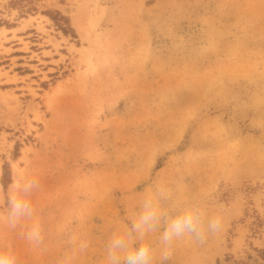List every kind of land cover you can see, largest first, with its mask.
Wrapping results in <instances>:
<instances>
[{
	"label": "rangeland",
	"instance_id": "374dc122",
	"mask_svg": "<svg viewBox=\"0 0 264 264\" xmlns=\"http://www.w3.org/2000/svg\"><path fill=\"white\" fill-rule=\"evenodd\" d=\"M25 164L44 241L0 224L19 264H106L159 184L223 214L166 264H264V0H0V215Z\"/></svg>",
	"mask_w": 264,
	"mask_h": 264
},
{
	"label": "clouds",
	"instance_id": "9594fccd",
	"mask_svg": "<svg viewBox=\"0 0 264 264\" xmlns=\"http://www.w3.org/2000/svg\"><path fill=\"white\" fill-rule=\"evenodd\" d=\"M40 187L39 178L28 171L27 164L24 168L13 169V181L6 194L7 210L0 215V224L16 229L22 221H33L36 209L29 196ZM172 191L170 185L159 184L154 186L151 195L142 199L135 218L107 242L106 264H153L157 246L145 245L143 241L161 228L158 241V246L163 249L160 264L169 260V249L174 242L191 237L202 244L209 235L222 230V211L209 213L199 201L190 202L174 213L165 211L163 206L172 201ZM22 235L34 247H39L44 241L42 223L33 221ZM136 244L139 246L134 247ZM86 246L82 244V250ZM0 264H19L18 253L11 241L0 242Z\"/></svg>",
	"mask_w": 264,
	"mask_h": 264
},
{
	"label": "trees",
	"instance_id": "16d2710c",
	"mask_svg": "<svg viewBox=\"0 0 264 264\" xmlns=\"http://www.w3.org/2000/svg\"><path fill=\"white\" fill-rule=\"evenodd\" d=\"M263 253H264V250H263Z\"/></svg>",
	"mask_w": 264,
	"mask_h": 264
}]
</instances>
